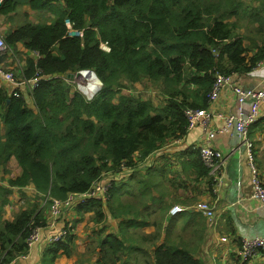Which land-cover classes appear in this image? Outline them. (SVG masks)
Here are the masks:
<instances>
[{"label": "trees", "instance_id": "trees-1", "mask_svg": "<svg viewBox=\"0 0 264 264\" xmlns=\"http://www.w3.org/2000/svg\"><path fill=\"white\" fill-rule=\"evenodd\" d=\"M253 1L259 4L253 5ZM249 2L0 0L2 15L17 12L23 4L35 11H51V18L44 21L26 18L3 38L8 47L20 42L33 55L25 56L21 76H40L31 91L36 111L27 106L23 95L0 89V165L13 155L21 168L8 184L33 183L48 206L54 199L63 201L70 194L90 193L95 185H105V191L79 203L93 209L94 218L100 220L104 200L116 188V179L109 172L123 173L122 165L132 168L168 139L185 136V110L208 107L217 73H246L264 59V0ZM244 18L246 23L241 24ZM240 28L242 33L236 31ZM84 68L92 69L101 81V88L90 99L78 90L71 92L63 77ZM56 72L62 76L52 77ZM123 77L159 84L163 105L120 94ZM194 150L192 163L199 175H206L208 169ZM7 192L8 188L0 186V210L7 202ZM27 204L11 221L0 220V264L27 252V238L35 227L52 229L41 209L35 203ZM129 212L135 219L124 222L121 236L106 234L100 241L99 256L89 264H129L123 253L137 262L132 254L138 251L144 253L142 264H203L194 257V246L167 238L157 244L156 230L138 232L141 241L126 244L125 239H131L126 236L128 228L148 224L145 218H138L142 210L129 205ZM63 229L60 239L50 241L49 251L71 237L66 227L59 230ZM145 243L153 245L150 252ZM55 256L51 252L48 262Z\"/></svg>", "mask_w": 264, "mask_h": 264}, {"label": "crops", "instance_id": "crops-1", "mask_svg": "<svg viewBox=\"0 0 264 264\" xmlns=\"http://www.w3.org/2000/svg\"><path fill=\"white\" fill-rule=\"evenodd\" d=\"M17 46V50L23 51L27 56H33L32 53H27L22 44L17 43ZM24 64L25 58L18 72L22 70ZM234 77L244 88L260 86L264 83V59L248 72L234 75ZM27 98L30 97H25ZM236 103L235 95L230 87H224L208 109L214 113L235 111ZM26 104L34 110L30 100H26ZM259 114V119L250 127V138L254 144L256 164L260 169H264V105L260 107ZM222 125V119L214 114L207 121L206 130L202 125L197 124L188 129L185 136L176 140L168 139L160 149L153 151L141 162H137L136 166L142 173L145 169L146 173H150L153 177L158 178L159 173L156 172L163 171L160 177L163 183L154 186L157 189L156 195L152 194L155 190L149 186L152 198H155L154 201L150 200L148 194L144 195L149 198L145 203L139 202L138 199L142 195L138 193L130 195L122 192L124 197L117 196L114 194L120 184L117 180L120 177L127 178L132 170L124 167L123 173H110L115 177L114 181H117L116 188L106 202L107 209L104 204L103 216L100 220L94 218L93 209L77 201L68 207H62L57 218L59 220L55 218L53 225L47 201L43 195L36 192L33 183L23 186L8 184L10 178H15L21 173V168L12 155L0 165V186L9 189L6 193L7 202L0 210V220L11 221L20 209L28 206L26 203H35L41 209L48 227L54 226L50 232L47 227L42 228L39 241L33 243L24 255L14 259L12 264L95 263L100 254L101 239L108 233L121 236L124 222L135 219L132 212H129V205L143 207L141 216L149 217L148 224L145 225H150L152 229L145 231L142 229L145 226L140 225L136 229L128 228L127 232L153 233L156 230L158 232L156 243L159 244L166 238L176 240L177 232L181 230L189 236L188 242L195 248L194 257L199 258L203 264H264V251H260L248 262H242L239 257L243 237L264 235V206L257 198L251 196L243 144L239 143L232 130H222ZM207 130L213 131V136L209 139L210 145L221 152L224 160L221 171L222 180L215 193L212 191L214 187L212 177L208 173L199 175L192 163L194 149L207 139ZM136 158L135 153L134 159ZM261 171L263 174L264 170ZM1 177L4 178L1 179ZM262 181L264 182V177ZM127 183L129 180L125 181V184ZM127 198L133 199L125 201ZM200 201H207L213 206L214 216L211 219L197 212L191 213L188 209L174 215L169 214L170 207L175 204L188 208ZM138 218H136L137 221L140 220ZM103 225L105 226L102 227ZM64 227L71 232V237L60 242L61 246L50 248L49 251L48 246L52 242L46 237ZM145 245L148 244H144V248L147 249ZM152 248L153 245L150 249ZM150 249L147 250L150 252ZM54 251L56 256L48 262L51 252ZM132 256L141 261L144 253L138 251Z\"/></svg>", "mask_w": 264, "mask_h": 264}, {"label": "built area", "instance_id": "built-area-1", "mask_svg": "<svg viewBox=\"0 0 264 264\" xmlns=\"http://www.w3.org/2000/svg\"><path fill=\"white\" fill-rule=\"evenodd\" d=\"M66 24L68 27L71 23L66 19ZM70 33L79 34L77 31H70ZM101 46L103 48H108L106 42H102ZM7 44L5 43L3 37L0 34V82L10 83L12 88V94L14 96L22 95L21 91L25 88L32 91L37 85L40 79L39 75H35L30 78L26 77H16L11 71L9 66H6V60H2L4 50ZM80 75L73 78L67 79V82L77 83L78 89L84 94L86 99H90L94 96L96 91L100 86L99 80L96 78L94 72L90 69H81ZM242 73H229V74H219L214 76V80L211 89L208 94L209 105L218 97L220 91L224 87H230L232 93L235 95L236 106L235 111L229 112H218L207 108L201 109H186L185 115L188 119L187 128L191 129L197 124L203 126L206 130L207 121L214 114L219 116L222 121V130H232L237 136L239 143L244 146L246 164L249 171V184L251 196L257 198L260 203L264 206V182L260 177L258 166L254 160V144L250 138V127L251 125L259 119V109L264 105V83L260 86H253L244 88L238 80L235 79L234 75H240ZM89 75L93 78L87 79L84 76ZM95 81L97 85L94 84ZM208 105V106H209ZM213 136L212 130H207V139L200 145L197 146L199 157L203 165L208 169V174L213 179L214 187L212 188L213 193L216 192L217 187L220 185L222 177L221 171L224 165V160L221 152L215 147L211 146L209 139ZM160 151V150H159ZM125 167L124 165H122ZM106 186L97 184L94 186L90 193H74L70 194L65 200L60 201L54 199L50 206L51 222L54 225L57 213L62 207L70 206L77 201H83V198L89 195H93L99 191H105ZM202 216L211 219L214 216L213 206L207 201L196 202L194 205L190 206ZM186 207L175 204L169 209V214H176L183 211ZM54 226H50L53 229ZM42 227H35L27 238V245L30 247L33 243H36L41 238L40 230ZM65 234V230H56L49 235L48 240L55 241L60 239ZM260 251H264V235H254L249 237H243L241 240L239 254L242 259L250 260L256 256ZM8 264H12L11 262Z\"/></svg>", "mask_w": 264, "mask_h": 264}, {"label": "rangeland", "instance_id": "rangeland-1", "mask_svg": "<svg viewBox=\"0 0 264 264\" xmlns=\"http://www.w3.org/2000/svg\"><path fill=\"white\" fill-rule=\"evenodd\" d=\"M244 1L246 3L249 2V0H244ZM252 4L257 6L259 4V1H253ZM23 12H24V14H23ZM52 16H53V14H52ZM26 18H28L29 20H31L33 22L44 21L48 18H51V11L49 9H46L43 11H35V10L30 9L26 4H23L21 7H19L17 12H15V13H11L8 16L0 14V34H1V36L4 38V35L7 31H9L11 28H13V27L17 26L18 24H20L21 22H23ZM231 19H234V18H231ZM240 23L241 24L246 23V18L241 19ZM242 30H243V28L236 29V31L238 33H242ZM254 32L255 31H252L250 33H254ZM255 37H256L255 34H252V38H255ZM249 41H250V38L246 39L245 43H248ZM259 43H260V41H259ZM18 44H21V43L19 42ZM17 49H18L17 45L15 47H6V49L4 50L5 53L3 54L2 60L8 61V62H6V66L10 67L14 76L22 77L21 73L18 72L17 70L19 67L22 66V60L25 58L26 55L24 54L23 51H20ZM9 59H10V61H9ZM97 79H98V77H97ZM121 82L123 84V87L120 90V94L131 95V96L139 97L142 99H146V98L151 99L153 101L154 105H156L158 107L163 105V101H164L165 97L162 93V87L159 84H157L156 82H151L147 79L131 82L129 79H127L125 77H123ZM10 86H11L10 83L8 84V83L0 82V89H2V90L7 89V87H10ZM69 87H70L71 92L78 90L77 83H71V84H69ZM21 93H24L25 95H28V97H30L29 99L27 98L26 100L27 101L30 100V102H31V104L35 110L36 106L34 105L33 100H31V91L24 88L21 91ZM245 160H246V158H245ZM254 160H255V153H254ZM258 168H259L260 177L263 178L264 173L262 174L261 170H264V169H260V167H258ZM127 169L132 170V171L127 175V178L120 177L117 180V181H120V184H118L117 189L114 192V194H116L117 196L120 195V196L124 197L122 192H127L130 195H132V194L135 195L138 193V195H142L138 199L140 203H145L147 200H149V198L151 201H154L155 198H152L153 196L150 193V187L149 186L153 187V189L155 191H153L152 194L156 195L157 189L154 188V186H155V184L163 183L161 181V178H160L161 174H163V171L158 170L156 172L157 174L159 173L158 178H157V177L151 176L150 173L147 174L145 169H144L145 174L142 173L140 168H138L137 166H134L132 168L128 167ZM109 173H112V172H109ZM2 178H4V177H1V179ZM128 180H129V183L125 184V181H128ZM140 180L142 182H140ZM117 181H114V183H116ZM145 194H148L149 198L147 196H144ZM155 195H154V197H155ZM131 199H133V198H127L125 201H129ZM106 202H107V198L104 200V204H105V207L107 209ZM44 203H45V201L43 200V204ZM152 203L154 204V202H152ZM137 206H138L139 210H141L143 208V207H141V205H137ZM189 211H191V213L197 212L192 208H190ZM57 215L59 217L58 213H57ZM141 218H145L146 220L149 219V217H144V216H141ZM57 220H59V219H57ZM104 226L105 225H103L102 227H104ZM141 226H145V227H142V229H144L145 231H150L152 229V227L150 225H141ZM126 236L131 238V239H125L126 244L129 242L137 243V242L141 241V239L138 235V232L129 231L126 234ZM176 236H177V238L175 241H177V242L181 241L183 244L193 246V244H190L188 242L189 236L186 233H183L181 230H178ZM150 247H151V245H146L147 249H150ZM122 256L124 258L128 259L129 264H142V262L140 260L135 262L131 256H128L125 253H123ZM118 262H119V260L116 261V263H118ZM87 263H89V262H87Z\"/></svg>", "mask_w": 264, "mask_h": 264}, {"label": "clouds", "instance_id": "clouds-1", "mask_svg": "<svg viewBox=\"0 0 264 264\" xmlns=\"http://www.w3.org/2000/svg\"><path fill=\"white\" fill-rule=\"evenodd\" d=\"M84 69H88V68H84ZM90 70H92V69H90ZM92 71H93V70H92ZM77 72H78V71H77ZM93 72H94V71H93ZM74 73H76V72H74ZM94 74H95V72H94ZM95 76H96V74H95ZM63 77H64V79H65V81H66L67 79H73V78H75V77H77V76L72 77V78H69V77H67L66 75H64ZM96 78H97V77H96ZM98 79H99V78H98ZM66 82H67V81H66ZM99 82H100V84H101V81H99ZM67 83L71 84V83H74V82H67ZM12 88H13L12 85H11L10 87H7V89H6L7 93L12 94V91H11ZM100 88H101V85H100L99 89H100ZM99 89H98V90H99ZM98 90H97V91H98ZM78 91L81 92L79 89H78ZM97 91H96V92H97ZM81 93H82V92H81ZM82 94H83V93H82ZM95 94H96V93H95ZM95 94H94V95H95ZM12 95H13V94H12ZM22 95H23L24 97H28V95H25L24 93H22ZM83 95H84V94H83ZM84 97H85V96H84ZM85 98H86V97H85ZM31 99H32V96H31ZM208 175H209V174H208ZM81 202H82V201H80V203H81ZM178 205H179V204H178ZM49 206H50V205H49ZM66 207H68V206H66ZM183 207H184V206H183ZM187 209L189 210V207L186 208V209H184V210H187ZM184 210H183V211H184ZM49 211H50V209H49ZM59 212H60V211H59ZM180 212H181V211H180ZM197 213H198V212H197ZM58 214H59V213H58ZM171 215H172V214H171ZM50 217H51V213H50ZM57 218H58V215L56 216V219H57ZM51 219H52V217H51ZM56 219H55V220H56ZM54 224H55V222H54ZM47 225H48V224H47ZM53 229H54V227H53ZM48 241H50V240H48ZM12 262H13V261H12ZM12 262H11V263H12Z\"/></svg>", "mask_w": 264, "mask_h": 264}, {"label": "water", "instance_id": "water-1", "mask_svg": "<svg viewBox=\"0 0 264 264\" xmlns=\"http://www.w3.org/2000/svg\"><path fill=\"white\" fill-rule=\"evenodd\" d=\"M79 75H80V72H76V73L69 72V73L66 74V76L69 77V78H72V77H75V76H79ZM55 76H57V77L58 76H62V74L60 72H56V73L52 74V77H55ZM49 78H51V77H49Z\"/></svg>", "mask_w": 264, "mask_h": 264}, {"label": "bare ground", "instance_id": "bare-ground-1", "mask_svg": "<svg viewBox=\"0 0 264 264\" xmlns=\"http://www.w3.org/2000/svg\"><path fill=\"white\" fill-rule=\"evenodd\" d=\"M85 77L87 78V79H91V78H93L92 76H89V75H85ZM95 83L96 84H94L95 86L97 85V82L95 81Z\"/></svg>", "mask_w": 264, "mask_h": 264}]
</instances>
